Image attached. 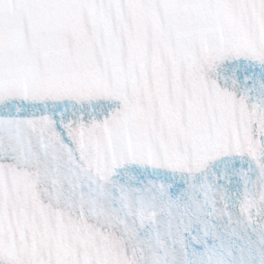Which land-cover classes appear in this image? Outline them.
I'll return each mask as SVG.
<instances>
[{"label": "snow or ice", "instance_id": "snow-or-ice-1", "mask_svg": "<svg viewBox=\"0 0 264 264\" xmlns=\"http://www.w3.org/2000/svg\"><path fill=\"white\" fill-rule=\"evenodd\" d=\"M0 264H264V0H0Z\"/></svg>", "mask_w": 264, "mask_h": 264}]
</instances>
